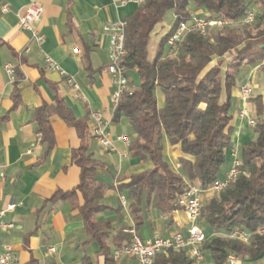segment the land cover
I'll return each mask as SVG.
<instances>
[{"label": "trees", "instance_id": "trees-1", "mask_svg": "<svg viewBox=\"0 0 264 264\" xmlns=\"http://www.w3.org/2000/svg\"><path fill=\"white\" fill-rule=\"evenodd\" d=\"M255 8L253 23H243L247 12ZM173 11L174 22L157 44L154 54L150 45L156 26ZM203 10L208 17L225 18V27H211L206 35L189 31L177 50H171L168 38L192 13ZM126 56L128 72L138 74L140 83L133 93H125L115 109L114 120L126 116L136 135L129 151L133 157L150 161L151 166L129 177L119 178L117 189L126 192L130 201L135 233L132 227H114L121 220V208L115 209L116 220H99L98 214L110 207L103 203L110 185L97 179L99 170L107 165L89 151L92 135L88 117L76 118L57 94L52 104L44 103L36 112L37 133L46 145L47 156L54 146V132L50 118L61 116L74 127L81 145L72 152V161L81 169L80 182L75 189L57 190L52 200L69 201L84 221L88 246L97 243L96 256L105 264H118L115 249L131 244L134 235L140 236L144 224V210L154 208L161 214H171L183 207L178 203L187 183H197L207 191L220 179L232 143L231 120L237 105L233 89L239 84L249 66L261 65L264 71V0H145L126 20ZM16 81L12 94L16 108L21 103V73L15 70ZM129 74V73H128ZM130 84L134 80L130 77ZM157 92L164 97L159 105ZM257 115L256 138L239 150L241 173L219 196L203 201L201 225L207 238L202 245L207 264H227L229 254L239 261L256 260L264 253V103L261 96L253 97ZM2 121V118H1ZM165 140L179 145L181 171L176 172L165 157ZM81 193L83 202L79 201ZM240 228L251 233L245 243L229 235ZM83 264H94L85 254ZM153 264H197L185 251H170L158 255Z\"/></svg>", "mask_w": 264, "mask_h": 264}, {"label": "crops", "instance_id": "crops-1", "mask_svg": "<svg viewBox=\"0 0 264 264\" xmlns=\"http://www.w3.org/2000/svg\"><path fill=\"white\" fill-rule=\"evenodd\" d=\"M34 1L44 7L39 23L45 35L41 45L19 26V15ZM5 3L9 5L7 12L2 10ZM138 7L139 4L126 0H0V173H4L0 180V209L15 204V208L5 215V221L13 222L15 227L0 230V243L13 247L18 264H83L82 258L88 254V246L83 245L88 236L79 211L69 201H51L57 190L71 191L80 182L81 169L73 163L72 152L80 147L81 138L61 116L53 115L50 123L54 146L44 157L46 145L37 133L35 116L38 108L44 103H54L57 94L64 98L76 118L88 117L90 132L92 111H100L107 121L106 130L113 138V149L103 147L93 136L89 140V151L107 165L106 170H99L97 179L110 185L103 199L110 209L100 212L97 217L99 220H116L115 209L120 207L121 214L125 215L115 221L114 227L127 225L133 229L130 201L126 192H119L117 185L119 178L144 171L151 162L145 163L131 155L129 147L136 135L129 119L122 116L118 122L114 120L113 93L116 85L107 70L110 36L105 27L112 22L126 21ZM195 13L208 14L203 10ZM28 46L30 49L25 51ZM46 56L52 57L65 74L48 69ZM8 63L21 73V103L16 108H13L12 94L17 77L7 73L5 65ZM261 65L247 67L233 89L238 106H244L239 96V85L247 80L253 84V97L261 96L264 103V71ZM68 77L78 83V90L70 85ZM157 97L162 106L163 95L157 92ZM241 107H235L231 120L232 143L236 148H240L241 142L249 135L243 130L249 124L248 118L240 117L238 113ZM247 107L253 116L254 103L249 101ZM121 135L130 137L131 143L118 139ZM234 149L227 150V157L232 159ZM164 153L176 172L181 171L180 157L191 158L183 154L179 145L173 146L167 140ZM231 165L232 161L222 177ZM78 195L82 203L81 193ZM112 197H117V201H112ZM188 226L184 209L161 214L154 208H147L140 236L150 238L155 234L169 235L173 231L186 234ZM92 245L95 257H90L94 264H105L104 257L96 256L99 251L97 243L92 242ZM51 247H57V251H50ZM129 260L138 264L130 256L122 257L118 264H130Z\"/></svg>", "mask_w": 264, "mask_h": 264}, {"label": "built area", "instance_id": "built-area-1", "mask_svg": "<svg viewBox=\"0 0 264 264\" xmlns=\"http://www.w3.org/2000/svg\"><path fill=\"white\" fill-rule=\"evenodd\" d=\"M137 4L144 3L145 0H126ZM2 10L7 12L9 10L8 3L2 5ZM257 10L251 8L243 19V23H253L256 18ZM44 15V7L39 2L29 3L23 13L19 15V26L23 31L31 34V39L37 44L41 45L45 40V35L39 28V23ZM230 23L225 18L208 17V15H198L192 13L191 19L187 22H182L175 32L168 38L167 45L171 50H177L189 31H196L201 35H206L211 27H225ZM126 21L112 22L106 25L105 30L110 36L109 45V63L107 66L108 72L111 74L116 89L113 93V104L116 109L122 96L125 93L132 94L134 88L130 84L129 72L124 64L126 56V36H125ZM29 46L25 51H28ZM46 66L50 70L59 71L65 74L64 69L50 56L45 57ZM7 73L11 77H15V67L8 63L5 65ZM70 85L75 89H79V85L71 77L67 78ZM239 96L244 104L239 109V116L248 118L251 126L256 125V119L251 116L247 104L254 96V87L251 80L242 82L239 85ZM90 118L93 122L91 134L97 138L99 143L107 148L113 149V138L106 130L107 121L102 113L98 110L90 113ZM118 139L131 143V138L126 136H118ZM232 165L223 179H218L207 190L215 193H220L226 189L241 173L246 171L242 169V161L237 149L231 152ZM4 178V173H0V180ZM206 191L201 189L197 183H187L184 193L179 197L178 203L183 207L187 214L189 226L187 233L182 231H173L169 235L155 234L150 238H143L134 235L130 245L123 249L114 250V258L121 259L124 256H130L136 259L138 264H153L156 257L161 254L168 255L170 251H185L189 258L193 259L197 264H203L205 261V254L202 250V245L206 241L207 235L205 229L201 225L202 206L204 201V193ZM15 204H10L4 209H0V230H8L15 227L13 222L5 221L7 212L12 211ZM135 233L134 229H131ZM259 233H264V228L259 230ZM231 238L240 240L242 242H249L251 233L240 228H236L230 235ZM52 252L57 251V247L49 249ZM239 258L235 254H229L227 264H237ZM0 264H18V257L13 247L9 244L0 243Z\"/></svg>", "mask_w": 264, "mask_h": 264}, {"label": "rangeland", "instance_id": "rangeland-1", "mask_svg": "<svg viewBox=\"0 0 264 264\" xmlns=\"http://www.w3.org/2000/svg\"><path fill=\"white\" fill-rule=\"evenodd\" d=\"M173 22H174V14H173V11L170 10V11H168L166 13V15L164 17V20L161 23H159L156 26V28L154 29L153 38H152L151 45H150L151 54H152V52H154L157 44L160 41L161 36L165 32H167V30L172 26ZM130 75H131L132 79L134 80V82L132 84L133 88H137L139 86V83H140L138 74L136 72H134V71H131ZM236 106L237 107H241L240 105L239 106L236 105ZM252 117L257 119V115H256V111L255 110L253 112V116ZM243 130L246 133H248L249 135H248V139H246L243 142H241V147L256 138V133L254 131V127L253 126H251L249 124H246ZM241 147L237 148V150L239 149L241 151ZM239 150H238V152H239ZM231 161H232V159L228 156L226 158V161L224 162V164L221 167L220 179H223L225 177V176L224 177H222V176L226 172V170L228 169ZM144 162L145 163H149L150 161H144ZM220 193H215L213 191H207L206 193H204L206 195L204 200L209 199V198H211L213 196H219ZM111 199L114 202L117 201V197H112ZM124 215H125V213H124ZM124 215H123V213L121 214L122 218H124L123 217ZM93 250H94V246L91 243V244L88 245V255L91 256V257H93V256L95 257V253H94ZM208 261H210L209 257H207V260L205 259L203 264H207L206 262H208ZM130 264H137V263L134 260H132V261H130ZM242 264H264V253L259 258H257L256 260H253V259H250V258H245V259H243Z\"/></svg>", "mask_w": 264, "mask_h": 264}]
</instances>
